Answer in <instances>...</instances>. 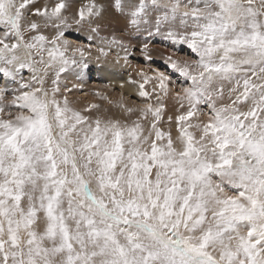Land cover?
<instances>
[{
    "label": "snow or ice",
    "instance_id": "1",
    "mask_svg": "<svg viewBox=\"0 0 264 264\" xmlns=\"http://www.w3.org/2000/svg\"><path fill=\"white\" fill-rule=\"evenodd\" d=\"M110 10L191 53L141 70L149 102L123 119L61 93L94 43L127 60ZM167 98L187 105L175 139ZM0 264H264V0H0Z\"/></svg>",
    "mask_w": 264,
    "mask_h": 264
},
{
    "label": "rangeland",
    "instance_id": "2",
    "mask_svg": "<svg viewBox=\"0 0 264 264\" xmlns=\"http://www.w3.org/2000/svg\"><path fill=\"white\" fill-rule=\"evenodd\" d=\"M38 2L40 4H52L55 3V0H38ZM87 2H89V0H73V7L75 9V7H78L81 3ZM97 2L104 3L107 5L109 3V0H97ZM109 22H111V26H109ZM102 24L103 30L105 31H101V36H107L109 39H111L113 35L117 36L125 34L128 36L126 38L128 42L124 43L127 46V43L131 42L130 45L132 47L128 51L127 60H125V52L119 47L115 45L105 46V52L107 53V55H104L99 51V42L94 43L92 45L91 55L86 56L88 68L84 69L82 78L78 79L79 69L77 68H70L68 72L61 75V93L63 95L68 96L70 105L75 109L83 111L88 107V105L94 103L100 105V108L98 111L96 109H93L92 115L100 114L123 119L127 116V114L124 113L123 109L119 106L121 102H124L130 106H142L143 104L148 103L149 101L139 97V90L128 95L120 91L119 85V88L117 86L111 85L112 83L110 81V77L105 74L104 70L102 69V66L108 68L110 67L109 69H112L113 67L115 69L120 70L122 80L128 79L129 84L137 86L136 84L131 83V81H138L141 83L143 82L142 77L140 76L141 70L151 75L155 70L158 69L160 71L165 72L166 75H172V70L167 66L168 55L165 53L164 49H168L169 52H171L170 55L189 56L191 55V53L190 50L187 49V46H184V51L180 52L179 49L181 46L179 44L173 46V42L170 41L163 34H157L156 36L155 29H151L149 31L144 28H131V26L128 25L126 18L119 17L118 14H116L113 10H110L105 15ZM118 25L122 26L117 28ZM107 29H110V31H107ZM87 35V26H84L79 32L73 30V33L69 37V39H71L74 43L87 48L89 44V41L85 39ZM144 38L147 40L144 41ZM151 38L156 40H152ZM163 38L165 39L163 40ZM160 40H163L164 42L161 43ZM142 41L145 44H142ZM145 45L148 46L147 54H145L144 51ZM52 78L53 77L50 74L49 78L46 81L45 87L51 88ZM65 84L69 89H72V91L64 92ZM78 84H82L83 90H77L73 88V85ZM152 87V83L149 82L145 85V90L151 92ZM157 91H159V89ZM97 93H100V95H97ZM116 95H120V97L118 99L114 98V100L113 97H115ZM57 97V99H62L61 94H57ZM154 97L155 94H153V102ZM8 98L11 99V96H9ZM225 102H227V100H225ZM166 104L167 107L164 111V118L166 121H161V124H159V126L166 131L170 128L172 131V135L174 136L175 133L173 132L177 127L176 122H174L175 117L185 111L187 105H185V109H181L179 107V102L171 98L166 99ZM8 111L15 112L16 109L6 108L5 113H7ZM207 115L208 107L205 105H201L199 111L197 112V116L201 117V119L206 122ZM168 116L173 117V122L170 124L167 120ZM131 119L135 120L136 117L132 116ZM150 120L151 117H149V121L147 122L149 123ZM192 122H197L195 117L193 118ZM193 131L195 130L193 129ZM197 135L199 134L197 133Z\"/></svg>",
    "mask_w": 264,
    "mask_h": 264
},
{
    "label": "bare ground",
    "instance_id": "3",
    "mask_svg": "<svg viewBox=\"0 0 264 264\" xmlns=\"http://www.w3.org/2000/svg\"><path fill=\"white\" fill-rule=\"evenodd\" d=\"M122 25H118L117 26V28H119V27H121ZM109 28V27H108ZM113 28V27H112ZM105 29V28H104ZM114 29V28H113ZM110 31V29H107V31ZM102 31H105V30H102ZM111 36V35H110ZM153 36V35H152ZM156 36H157V34H156ZM128 36L127 35H125V34H122V35H117L116 36V38L117 39H119V40H123L124 42H128V40L126 39ZM152 40H156V39H153V38H151ZM162 39V38H161ZM165 38H163V40H164ZM145 40H147V39H145L144 38V41ZM163 40H160V42L162 43V42H164ZM131 43V42H130ZM130 43H127V45H130ZM142 44H145L143 41H142ZM173 44V43H172ZM132 47V46H131ZM131 49V48H130ZM164 51H165V53L169 56L170 54H171V52H169V50L168 49H164ZM110 68V67H109ZM108 67H104V66H102V69L104 70V72H105V74H107L109 77H110V81H111V85H114V86H117L118 87V85H119V89H120V91L121 92H123L124 94H132V93H134V92H137L138 90H139V88L137 87V86H134V85H131V84H129V81H128V79H126V80H122V77H121V71L120 70H118V69H115V68H113L112 67V69H109ZM117 84V85H116ZM121 85H123V87H121ZM120 97V95H116L115 97H113V99L115 98H119ZM58 98V97H57ZM61 99V98H60ZM112 99V100H113ZM114 99V100H115ZM111 100V99H110ZM125 101H126V99H125ZM117 106V105H116ZM179 111V110H178ZM163 122H165L166 120H165V118H163V120H162ZM173 122V121H172ZM171 122V123H172ZM175 122V121H174ZM148 122H145V124H147ZM169 123V122H168ZM161 124V123H160ZM170 124V123H169ZM175 124V123H174ZM169 126V125H168ZM166 129V128H165ZM173 133H175L174 134V136H173V138L175 139L176 137H177V135L179 134L178 133V128L176 127V129L174 130V132Z\"/></svg>",
    "mask_w": 264,
    "mask_h": 264
}]
</instances>
